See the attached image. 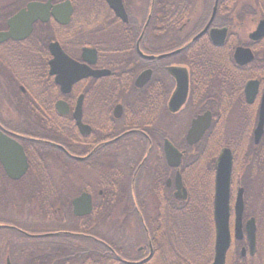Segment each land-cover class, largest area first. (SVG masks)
<instances>
[{"label": "flooded vegetation", "instance_id": "af4514ba", "mask_svg": "<svg viewBox=\"0 0 264 264\" xmlns=\"http://www.w3.org/2000/svg\"><path fill=\"white\" fill-rule=\"evenodd\" d=\"M120 1L125 21L106 0H0V137L18 144V172L20 153L27 165L15 181L18 227L0 224L17 234L14 264H164V229L203 174L194 157L205 138L238 140L237 155L217 153L232 154L223 264H264V230L257 236L256 226L244 257L245 233L233 235L235 197L242 189L244 201L242 180L258 171L233 178L234 164L264 155V123L255 142L264 0ZM238 48L252 59L236 63ZM207 113L209 127L189 145L192 122ZM165 141L180 154L177 167ZM216 160L205 173L213 202ZM7 178L0 157V214ZM243 216L244 226L252 217Z\"/></svg>", "mask_w": 264, "mask_h": 264}, {"label": "trees", "instance_id": "16d2710c", "mask_svg": "<svg viewBox=\"0 0 264 264\" xmlns=\"http://www.w3.org/2000/svg\"><path fill=\"white\" fill-rule=\"evenodd\" d=\"M233 76L230 84H233ZM221 146L231 148L233 154L237 155V138L229 139H203L195 146L199 169L198 183L192 189L187 202L183 203L181 213L173 211L171 221L164 229V264H210L213 254V241L215 240V228L213 217V184L211 178L205 175L208 170L213 169L214 161ZM251 158V163L245 167L242 163L240 169L234 164L233 178L243 168L246 173H252L257 165V174L248 175L242 180L245 190L244 194V220L252 217L257 226V236L264 225V155L259 156L250 153L246 156ZM239 169V170H238ZM238 170V172H237ZM41 175V174H40ZM48 179V178H39ZM6 202L5 208L0 214V224L18 227V182L6 179ZM17 234L14 229L0 227V264H4L5 258L9 257L14 264L13 254L15 252V238ZM157 245L162 243L157 242ZM259 246V241H258ZM260 247V246H259ZM236 261L241 263L244 259L236 250Z\"/></svg>", "mask_w": 264, "mask_h": 264}, {"label": "water", "instance_id": "95a60500", "mask_svg": "<svg viewBox=\"0 0 264 264\" xmlns=\"http://www.w3.org/2000/svg\"><path fill=\"white\" fill-rule=\"evenodd\" d=\"M108 6L113 10L116 16L122 18L124 21L125 13L120 0H106ZM34 6H31V8ZM16 19V18H15ZM250 51L238 48L234 53V59L239 65H243L252 59ZM73 65L72 61L67 60ZM63 84L62 81H57ZM257 83L250 81L246 84L245 93L248 101H251L256 92ZM210 115L204 114L194 120L187 134V142L189 145H194L200 141L203 133L209 127ZM264 123V96L260 108V116L257 128L255 130V142H257L262 134ZM1 141L6 143V150L4 154H0L1 162L3 163L7 177L12 181L18 179L25 173L26 163L25 157L20 153L21 170L18 172V144L9 138L1 135ZM163 151L166 162L170 167H177L180 162V154L176 151L169 141H165ZM232 169V154L229 149H223L215 163V186H214V202H213V217L215 228L214 240V259L211 264H223L226 250L230 243V176ZM177 189H182L181 199H186V190L182 187L180 179L177 181ZM244 211L243 190L239 189L233 203V235L235 239L241 240L243 232L247 239V249H242L240 256L244 257L246 250L249 255H253L256 243V225L254 218L248 219L244 226L242 216ZM1 227V226H0ZM6 264H10L9 259Z\"/></svg>", "mask_w": 264, "mask_h": 264}, {"label": "rangeland", "instance_id": "374dc122", "mask_svg": "<svg viewBox=\"0 0 264 264\" xmlns=\"http://www.w3.org/2000/svg\"><path fill=\"white\" fill-rule=\"evenodd\" d=\"M264 230V225L261 227V231Z\"/></svg>", "mask_w": 264, "mask_h": 264}]
</instances>
